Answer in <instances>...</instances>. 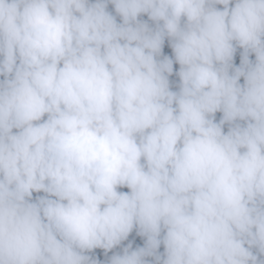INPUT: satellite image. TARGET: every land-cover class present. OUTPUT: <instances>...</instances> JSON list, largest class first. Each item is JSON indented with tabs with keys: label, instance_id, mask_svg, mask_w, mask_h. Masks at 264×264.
<instances>
[{
	"label": "clouds",
	"instance_id": "1",
	"mask_svg": "<svg viewBox=\"0 0 264 264\" xmlns=\"http://www.w3.org/2000/svg\"><path fill=\"white\" fill-rule=\"evenodd\" d=\"M0 264H264V0H0Z\"/></svg>",
	"mask_w": 264,
	"mask_h": 264
}]
</instances>
